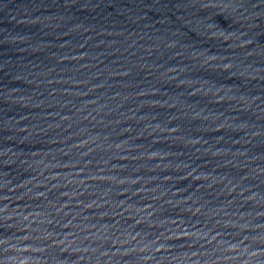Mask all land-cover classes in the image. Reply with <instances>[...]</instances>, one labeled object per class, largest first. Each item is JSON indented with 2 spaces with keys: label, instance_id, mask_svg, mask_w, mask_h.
Wrapping results in <instances>:
<instances>
[{
  "label": "water",
  "instance_id": "1",
  "mask_svg": "<svg viewBox=\"0 0 264 264\" xmlns=\"http://www.w3.org/2000/svg\"><path fill=\"white\" fill-rule=\"evenodd\" d=\"M0 264H264V0H0Z\"/></svg>",
  "mask_w": 264,
  "mask_h": 264
}]
</instances>
